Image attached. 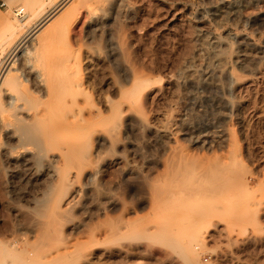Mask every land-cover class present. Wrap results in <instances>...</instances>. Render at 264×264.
Returning a JSON list of instances; mask_svg holds the SVG:
<instances>
[{"label": "bare ground", "instance_id": "bare-ground-1", "mask_svg": "<svg viewBox=\"0 0 264 264\" xmlns=\"http://www.w3.org/2000/svg\"><path fill=\"white\" fill-rule=\"evenodd\" d=\"M118 1L122 3L119 4L121 7L117 0H95L100 11L90 12L87 30L101 33L106 13L111 22L113 18L117 19L119 7L124 17L132 18L135 14L131 6L133 3ZM262 1L219 0V4L224 7L228 4L230 12L244 9L249 3L259 6ZM29 5V0H25L24 5L16 9L24 11ZM146 11V15L153 18L154 9L149 6ZM223 14L224 10H221L219 18L224 17ZM34 15L31 13L28 21ZM48 16L52 15H47L41 25ZM255 16H259L258 12L253 14ZM21 25L11 22L9 27L2 29L1 54H4V45ZM112 25L114 27V23ZM116 29L109 31L111 47H108L110 57L120 66L119 74L114 75L107 63L110 61L108 56L104 58L97 49L90 50L86 46L77 48V58L74 55L73 59L59 60V67L62 68L58 75L43 77L46 89L42 92V100L40 95L38 101L32 95L30 98L26 95V98L25 94L18 93L13 98L3 91L4 88L0 91V132L6 140L3 146L0 145V189L23 197L24 191L18 192L17 183L34 185L38 182L33 188L31 201L38 215L45 218V221L42 219L44 227L41 225L45 229H41L43 233L37 232L39 235L35 233L36 236L30 234V239L15 238L12 232L0 235V264H158L162 256L168 259L165 264H179L180 260L173 259L170 252H162L155 244L160 242L157 226L151 233L148 232L150 227L141 224L130 231L132 227L129 223L114 224L106 216L111 208H124L111 185L117 187L121 181L140 179L143 175L141 167L145 156L139 140L144 131L152 129L156 142L162 145L173 139L174 134L168 127L158 126L147 113L148 101L164 91L163 85H156L157 79L142 70L141 65L146 61L140 62L139 66L135 64L132 55L134 46L123 38L122 31ZM236 36L251 40L247 34L240 32H236ZM33 37H29V44L33 42ZM210 37V41L200 40L197 43L194 40L197 44L190 47L192 50L186 62L197 66L196 60L200 59L201 53L209 55L213 60L204 79L219 84L218 72L224 71L231 74L234 89L238 91L243 79L235 73L231 60L255 76L261 69L258 64L264 63V45L250 41L251 49L239 51L225 43L219 35ZM11 64L7 61L2 64L3 82L15 88L16 80L12 76L7 77ZM189 67L181 70L179 78L198 82L197 70ZM179 78L171 81L173 85L178 86ZM11 103L15 111L5 115L7 105ZM240 103H233V108L238 109ZM210 141L208 148L219 144L226 147L227 152L219 160L206 161L197 171L181 175L186 181L180 191L173 186L177 181L174 176L167 184L147 180L148 206L152 210L162 209L173 198L178 199L174 209L166 210V217L167 222L178 221L175 231L185 237L178 253L184 264H199L196 250L204 248L214 233L223 236L227 248V259L223 264H264V203L257 202L253 197L254 190L244 176L245 171L236 163L239 148L229 133L224 132ZM109 175L119 176L111 179ZM74 209L84 213L83 220L75 222L69 218ZM129 213L132 211L129 210ZM187 226L192 229L184 233ZM126 232H131L130 243L126 242L127 246L130 245L128 248L118 243ZM113 243H116L115 246ZM166 244L177 249L173 240L167 238ZM113 256H117L116 260ZM136 258H145L146 261H137ZM157 260L158 263H155Z\"/></svg>", "mask_w": 264, "mask_h": 264}, {"label": "rangeland", "instance_id": "rangeland-1", "mask_svg": "<svg viewBox=\"0 0 264 264\" xmlns=\"http://www.w3.org/2000/svg\"><path fill=\"white\" fill-rule=\"evenodd\" d=\"M2 1L3 5H1ZM24 1L0 0V35L3 32L2 29L9 27L11 22L22 24L4 45V54L0 53V91L4 88L3 91L13 98L18 93H23L28 98L32 95L39 101L38 96L40 95L41 98L42 92L46 89L44 84L46 77L51 78L61 72L62 66L59 67L61 65L59 60L63 59V62L66 58L67 60L73 59L74 55L77 58L79 54L76 51L77 48L83 49L86 46L90 50L97 49L96 51L101 53L102 57L107 58L108 56L107 59L110 61L107 63L114 75L119 74L120 66L117 61H113L115 59L112 60L110 57L111 42H108L110 41L109 31L117 27L116 31H122L123 38L134 46L132 55L135 58V64L139 66L140 62L146 61L144 65H141L144 68L142 70L157 79L156 85L162 84L164 87L163 92L157 93L148 101L146 108L147 113L153 117L158 126H166L174 133L173 139L162 145L161 142H156V135L152 129L144 131L139 140L146 159L141 167L143 175L139 177L140 179L121 181L117 187L111 185L115 195L121 199V207H124L121 210L115 207L107 211L106 216L112 223L121 225L129 223L132 227L130 231L136 225L141 224L150 227L149 233L157 226L160 242H155V244L161 251L170 252L173 259L177 258V261L180 260L184 264L178 253L185 237L175 231V228H178V221L167 222L166 217V210L174 209L178 204V199L173 198L162 209L152 210L146 199V181L151 179L159 184H167L169 178L174 176L177 181H174L173 186L177 190L182 189L186 181L182 177L184 173L195 172L202 166V163L219 160L227 152V148L219 144L207 147L210 140L221 136L224 132L229 133L239 148L236 163L243 167L244 176L254 190L253 197L257 202L264 203V63L258 64L261 65V69L257 65L258 70L260 69L259 74L251 76L247 69L238 67L237 63L231 60L230 64L235 73L243 79V84L237 91L234 89L233 77L224 71V73L218 72V75L220 73L219 84L204 79L213 60L209 55L201 53L200 59L196 58L197 66L192 64L193 67H191L192 65L186 62L192 50L190 47H194L200 40H212L210 36L213 35H219L225 43L238 48L239 51L245 48L251 49L250 41L259 46L264 45V1L259 6L256 3H249L244 9L230 10V12L228 4H224L228 9L227 13L226 8L219 4V0H129L127 2L133 3L131 6L135 9L136 15L133 13L132 18L128 19L127 16L124 17L123 10L120 8L122 3L117 0L120 6L118 13L120 18L116 16L117 19L113 18L109 22L107 12L105 26L103 24L101 33L87 30L90 12L100 11L95 0H67V2L65 0H29L30 5L25 6L22 16H18L15 14L16 8L24 5ZM64 1L67 6L64 5ZM58 5L59 7L53 13ZM148 5L154 9L153 18L146 15ZM221 10H224L225 15L219 18L218 13ZM257 12L259 16L253 17V14ZM31 13L35 15L28 21ZM47 15L52 16H48V19L41 25L40 23ZM109 26L110 30H108ZM236 32L247 34L251 40L238 38ZM32 34L34 39L29 44V37L33 36ZM0 37V42H2L3 37ZM139 57H141L140 60ZM5 61L12 63L7 77L12 76L11 78L16 80L15 88L3 82L4 69L1 67ZM187 66L197 70L198 82L179 78V73ZM100 74L101 72H99L98 79ZM176 77L179 78L178 86L171 82ZM237 101L241 103L240 107L235 110L233 107ZM11 104L7 105L5 115L15 111L14 105ZM5 143V137L0 132V145L3 146ZM110 172L112 174V171ZM118 176L109 175L111 179L112 177L118 178ZM37 184L38 182L34 185L24 182L17 183L16 189L20 193L24 191L23 197L9 194L6 189H0V235L12 232V236L17 238L19 236L25 240L30 239L32 235L43 233L41 229H44L43 220L45 218L38 215L31 201L34 195L33 188ZM129 210L132 213L128 214ZM83 214L78 209H74L68 216L76 222L83 220ZM191 229L192 227L187 226L183 232ZM129 233L126 232V235L120 237L122 239H119L120 245L127 246L126 242L130 243ZM222 237L214 233L204 248L196 250L199 264H223L227 259L225 255L227 248ZM167 238L177 244V249L166 244ZM115 244L113 243V246ZM162 258L158 259L159 263H168L166 257L162 256ZM141 259L136 258L137 261H146L145 258ZM158 260L155 263H158ZM180 261L179 264H181Z\"/></svg>", "mask_w": 264, "mask_h": 264}, {"label": "built area", "instance_id": "built-area-1", "mask_svg": "<svg viewBox=\"0 0 264 264\" xmlns=\"http://www.w3.org/2000/svg\"><path fill=\"white\" fill-rule=\"evenodd\" d=\"M3 1H2V3H1V5H3ZM16 13V15H18V16H22L23 15V9L22 8H19V9H16V11H15Z\"/></svg>", "mask_w": 264, "mask_h": 264}]
</instances>
